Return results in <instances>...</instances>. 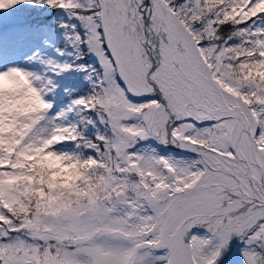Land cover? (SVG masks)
Wrapping results in <instances>:
<instances>
[{
	"label": "snow or ice",
	"instance_id": "obj_1",
	"mask_svg": "<svg viewBox=\"0 0 264 264\" xmlns=\"http://www.w3.org/2000/svg\"><path fill=\"white\" fill-rule=\"evenodd\" d=\"M0 264H264V0H0Z\"/></svg>",
	"mask_w": 264,
	"mask_h": 264
}]
</instances>
